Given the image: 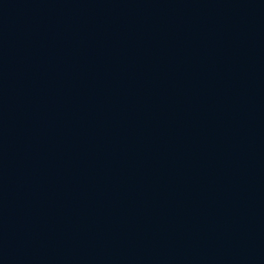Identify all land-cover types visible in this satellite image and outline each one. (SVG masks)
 Segmentation results:
<instances>
[{
    "label": "water",
    "instance_id": "1",
    "mask_svg": "<svg viewBox=\"0 0 264 264\" xmlns=\"http://www.w3.org/2000/svg\"><path fill=\"white\" fill-rule=\"evenodd\" d=\"M0 264H264V0H0Z\"/></svg>",
    "mask_w": 264,
    "mask_h": 264
}]
</instances>
